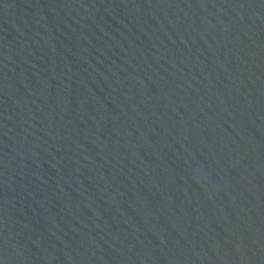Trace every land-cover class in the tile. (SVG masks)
Wrapping results in <instances>:
<instances>
[{"label":"water","instance_id":"obj_1","mask_svg":"<svg viewBox=\"0 0 264 264\" xmlns=\"http://www.w3.org/2000/svg\"><path fill=\"white\" fill-rule=\"evenodd\" d=\"M0 264H264V0H0Z\"/></svg>","mask_w":264,"mask_h":264}]
</instances>
